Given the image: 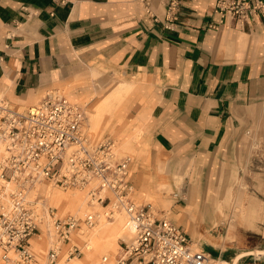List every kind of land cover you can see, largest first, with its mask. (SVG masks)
Instances as JSON below:
<instances>
[{
    "label": "crops",
    "instance_id": "crops-1",
    "mask_svg": "<svg viewBox=\"0 0 264 264\" xmlns=\"http://www.w3.org/2000/svg\"><path fill=\"white\" fill-rule=\"evenodd\" d=\"M117 83L136 88L108 110L106 136L93 137L116 138L138 154L131 178L138 197L158 181L149 156L152 164L173 158L172 173L191 164L185 187L193 190L173 195L186 202L178 219L185 228L172 221L191 236L208 212L197 171L236 148L248 109L264 100V7L238 24L216 0H181L171 22L161 0L151 14L141 0H0V96L27 107L69 86L72 102L103 92L106 103ZM85 130L92 134L88 118Z\"/></svg>",
    "mask_w": 264,
    "mask_h": 264
},
{
    "label": "built area",
    "instance_id": "built-area-1",
    "mask_svg": "<svg viewBox=\"0 0 264 264\" xmlns=\"http://www.w3.org/2000/svg\"><path fill=\"white\" fill-rule=\"evenodd\" d=\"M154 0H141L152 13ZM166 19H175L181 0H161ZM264 7V0H216L217 10L238 24H245ZM156 20L157 17L153 15ZM86 106L69 100L59 90H49L35 105L19 107L0 96V253L8 263L32 264L36 255L32 239L46 218L57 240L67 241L81 225L74 216L59 217L45 207L42 184L63 190H86L89 203L104 206L106 217L124 212L135 223L134 236L123 242L114 261L104 264H216L212 255L196 250L191 236L171 220L158 218L151 205L133 197L132 158L119 157L115 142L97 141L85 130ZM85 223L93 226L94 215ZM52 247L49 258L59 257ZM73 246L70 255L78 253ZM14 256H13V255ZM260 261V260H259Z\"/></svg>",
    "mask_w": 264,
    "mask_h": 264
},
{
    "label": "rangeland",
    "instance_id": "rangeland-1",
    "mask_svg": "<svg viewBox=\"0 0 264 264\" xmlns=\"http://www.w3.org/2000/svg\"><path fill=\"white\" fill-rule=\"evenodd\" d=\"M120 83L122 84L123 80ZM120 86L117 83L115 90L109 96L106 103L102 102L105 97L103 92H95L88 97L78 100L83 105H87L88 126L91 129L92 137L96 135L106 136L105 127L109 114L108 110H112L115 103H120L127 94L136 88ZM119 87L121 90L116 91ZM58 88L64 95H69V86ZM43 95L44 92L37 97L33 105L37 104ZM94 98L96 99L94 100ZM248 114L249 121H247L242 130L241 138L236 143V148L231 153L229 152L228 155L225 154L224 160L219 165L211 166L209 171H197L199 179L201 177L203 179V185L196 187L198 189L197 196L201 200H206L205 207H207L208 212L204 215L202 226L199 229L200 236L196 239L197 241L200 240L199 245L194 246V248L209 252L215 261L230 262L232 264H264V257L261 259L256 258L260 256L257 253L264 251V100L249 108ZM132 133L134 135L138 134L134 130ZM114 140L119 157L129 156L133 162H136L138 154L128 151L124 144L120 143L116 138ZM171 160L173 158L163 155L159 163L153 162L152 164L149 156L146 164L153 169L154 176L158 178L157 184L164 182L167 184V189L162 188L159 190L156 184L154 188L150 189L148 197H138L137 190L134 189L133 197L140 205H151L158 218L169 219L185 228L184 224L178 222V219L182 216L184 208L187 207L186 202L176 200L173 195L175 193L183 195L184 190H193L191 186L185 187L188 180L191 179L189 178L191 177V164L187 166L185 164L182 171L172 173L170 171ZM131 175L133 178L134 169L132 166ZM170 180L174 181V187ZM57 189L62 194L78 192L87 197L85 191ZM164 193L166 194L164 195ZM252 199L258 201L260 212V217L257 220L255 228L246 226L242 220V212ZM177 205L179 207L176 208L175 206ZM92 207L94 206L92 205ZM55 208L59 217H66L68 215L78 217L81 220V225L78 228L80 231L72 233L67 241H59L52 233L49 226L51 223L48 222L49 224L47 223L48 225L44 226L46 232L38 233L34 237L35 242L32 241V249L36 255V259L32 264H71L72 260L84 257L82 253L89 239L87 243L84 241L92 232L97 222L98 226L95 228H100V225L105 226V228L112 227L113 224L119 222L120 215H126L125 213H116L115 220L112 218L108 219L104 215L108 209H101L99 212L101 217L98 218L94 215L96 223L93 224V227L85 223L86 216L91 214L89 213L91 211L89 205L84 214L77 213L75 207L66 206L59 208L56 206ZM195 217L194 220H197L198 215L195 214ZM110 223L112 224L111 226L108 225ZM84 228H87L84 232L85 235H81L79 232ZM40 235L43 236V239L39 237ZM93 236L94 234L89 238L91 239ZM132 238L126 235H116L114 247H110L107 252L103 250L98 251L97 259L99 264H104L102 259L105 255H109L113 261L117 259L121 253L120 248L123 242L129 241ZM192 241L195 243L193 239ZM73 246H76L79 252L70 255ZM52 247H60L59 257L55 261H51L49 258V251ZM242 253L247 255L239 258ZM0 260L3 264H23L19 261L8 263L3 260L1 253Z\"/></svg>",
    "mask_w": 264,
    "mask_h": 264
},
{
    "label": "bare ground",
    "instance_id": "bare-ground-1",
    "mask_svg": "<svg viewBox=\"0 0 264 264\" xmlns=\"http://www.w3.org/2000/svg\"><path fill=\"white\" fill-rule=\"evenodd\" d=\"M122 85H128V82L123 80ZM157 186H158V189L161 190L162 188H166L167 184L164 182H160L157 184ZM38 189H40V191H41V189H43L41 193L44 197H42L41 201L45 207H47V206L56 207L57 206L59 208H63L66 206H70V207H75V210L77 213L84 214L87 210V206L89 205L91 207L90 208L91 211L89 213L96 215L98 218L101 217V215L99 214L100 210L105 209L104 206L100 203H97V202H94L92 204L89 203V198H88L86 190H76V191H80V192L85 191L87 197L82 195V194H79L78 192H72L71 194H62L60 191H58V189L55 186L48 185V184H42L36 188V190H38ZM166 193H164V195ZM92 205L94 207H92ZM116 213H124V212H116ZM104 215L106 216V213ZM120 217L121 218L117 224H113V225L111 223L108 224L110 226L112 225V227L105 228V226L100 225V228L99 227L95 228L96 226H98V222H97L96 226L95 227L93 226L94 228L92 227L94 230V233H90L89 236H87V239H89V242L87 241L88 243L86 244V246L83 250L82 254H84V257H82L80 259L72 260L71 264H99L98 259H97L98 251L103 250V251L107 252V250L110 247L111 248L114 247L116 235H119V234L120 235H126V236L132 238V236H134L135 223L127 216V214L126 215H120ZM259 217H260L259 203H258V201L252 199L250 204L242 212V220H243L244 224H246V226H248L250 228H255V225H256ZM114 218H115V215L113 216L112 219H114ZM192 219H194L193 216H192ZM48 222L51 223L49 217L46 218L44 226ZM195 225H197V224H195ZM49 226L51 228V224H49ZM86 229L85 228L82 229L81 232H79V233L81 235H85L84 232ZM76 231H80V229L75 230L73 233H75ZM86 234H88V233H86ZM92 234H94V236L90 239L89 237ZM199 236H200L199 228L196 226L192 231L191 237L193 240H196L199 238ZM39 237H41V239H43V236L40 235ZM32 241L35 242L34 238L32 239ZM257 254L260 255V256L256 257L257 259H261L264 257V251H261L260 253H257ZM105 256H109V255H105ZM102 261H103V259H102ZM215 263L216 264H232L230 262H221L218 260H216ZM0 264H3L1 262V260H0Z\"/></svg>",
    "mask_w": 264,
    "mask_h": 264
}]
</instances>
